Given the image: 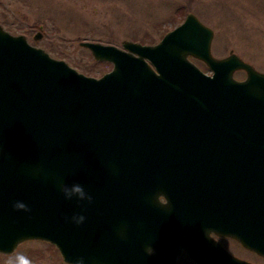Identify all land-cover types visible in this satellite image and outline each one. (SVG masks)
<instances>
[{"label":"water","instance_id":"obj_1","mask_svg":"<svg viewBox=\"0 0 264 264\" xmlns=\"http://www.w3.org/2000/svg\"><path fill=\"white\" fill-rule=\"evenodd\" d=\"M212 37L188 13L154 45L84 41L112 64L92 77L0 27V253L41 240L65 263L169 264L177 249L165 243L199 218L180 211L217 202L222 233L264 254V72L233 52L214 57ZM74 183L91 204L63 197L60 185ZM227 185L226 199L203 191Z\"/></svg>","mask_w":264,"mask_h":264},{"label":"rangeland","instance_id":"obj_2","mask_svg":"<svg viewBox=\"0 0 264 264\" xmlns=\"http://www.w3.org/2000/svg\"><path fill=\"white\" fill-rule=\"evenodd\" d=\"M187 13L213 29V56L233 52L264 71V0H0V27L24 35L31 45L77 71L100 77L112 64L94 59L81 42L154 45ZM37 33L41 38L34 40ZM234 77L244 79L245 72L236 71ZM15 251L32 264H67L52 244L41 240L23 241ZM6 259L7 254L0 253V264Z\"/></svg>","mask_w":264,"mask_h":264},{"label":"flooded vegetation","instance_id":"obj_3","mask_svg":"<svg viewBox=\"0 0 264 264\" xmlns=\"http://www.w3.org/2000/svg\"><path fill=\"white\" fill-rule=\"evenodd\" d=\"M197 62L208 70L205 63L199 60ZM198 64L196 65L199 66ZM231 190L232 187L228 185L203 189L205 195L211 197V199L218 196L219 199L226 196V199L230 197L229 192ZM197 206L198 208L194 211H180L182 216L190 215L199 218L184 219L183 224L179 227V241L165 243L167 247L172 245L176 246L175 249H177L174 257H167L170 261L169 264H264V254L259 251L260 249H256L251 245L248 246L232 235L222 233L221 229L224 226L218 225L227 223V219L225 220L223 217L212 218L215 213L221 215L226 213L218 207L221 206V203L201 202ZM231 228L243 229L245 227L232 226ZM260 231L263 233L258 238L261 239L264 245V227H261Z\"/></svg>","mask_w":264,"mask_h":264},{"label":"clouds","instance_id":"obj_4","mask_svg":"<svg viewBox=\"0 0 264 264\" xmlns=\"http://www.w3.org/2000/svg\"><path fill=\"white\" fill-rule=\"evenodd\" d=\"M60 191L66 200L71 201L73 198H75L78 202L87 201L88 204H91L93 202V197L90 194H88L85 191L84 187L79 183H74L71 186L67 184H61ZM158 200L161 205L168 204V201L164 195H159ZM12 206L13 209L17 211H24V212L31 211V209L22 201H15ZM65 219H69V218L66 217ZM70 220L72 223L79 226L85 222L86 217L84 215L77 213V214H73ZM118 235L122 239H126V230L124 228H121L118 231ZM145 253L148 256L155 255V249L150 245L146 246ZM5 264H32V261L23 253H19L13 250L11 253L7 254V259L5 261ZM67 264H85V259L84 257H77L73 261H67Z\"/></svg>","mask_w":264,"mask_h":264}]
</instances>
